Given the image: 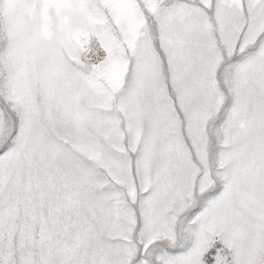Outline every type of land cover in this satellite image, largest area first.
<instances>
[{
  "label": "snow or ice",
  "instance_id": "6c2138e0",
  "mask_svg": "<svg viewBox=\"0 0 264 264\" xmlns=\"http://www.w3.org/2000/svg\"><path fill=\"white\" fill-rule=\"evenodd\" d=\"M0 264H264V0H0Z\"/></svg>",
  "mask_w": 264,
  "mask_h": 264
}]
</instances>
